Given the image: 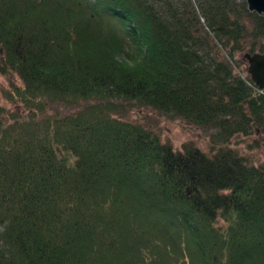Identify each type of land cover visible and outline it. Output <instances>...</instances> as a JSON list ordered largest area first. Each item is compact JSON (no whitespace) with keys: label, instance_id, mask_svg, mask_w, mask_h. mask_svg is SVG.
Listing matches in <instances>:
<instances>
[{"label":"trees","instance_id":"trees-1","mask_svg":"<svg viewBox=\"0 0 264 264\" xmlns=\"http://www.w3.org/2000/svg\"><path fill=\"white\" fill-rule=\"evenodd\" d=\"M263 49L245 0H0L25 111L0 107V264H264V162L232 146L264 144V93L231 63ZM124 103L212 146L176 149Z\"/></svg>","mask_w":264,"mask_h":264},{"label":"rangeland","instance_id":"rangeland-1","mask_svg":"<svg viewBox=\"0 0 264 264\" xmlns=\"http://www.w3.org/2000/svg\"><path fill=\"white\" fill-rule=\"evenodd\" d=\"M201 21L205 22L203 18ZM225 52L226 50H222V53ZM262 52H264V49ZM236 58L239 64L231 61L235 66V71L246 75L249 66L248 60L243 53H237ZM20 85H22V80L15 73L8 72L6 74H0V107L4 108V114L6 116L10 113H25L23 105L11 97L15 87ZM74 109L76 108L60 104L53 106L51 111L64 112L66 110L73 111ZM114 114L126 120L141 123L152 128L163 141L170 142L176 149H182L183 145L187 142H192L206 151L212 146L210 133L213 130L210 128H202L199 125L189 123L179 116L156 110L152 107L132 106L124 103L123 107ZM257 136L258 134L254 133L249 136H243L239 140L233 138L232 146L238 148L240 152L251 155L260 162H264V144L262 142H256Z\"/></svg>","mask_w":264,"mask_h":264},{"label":"water","instance_id":"water-1","mask_svg":"<svg viewBox=\"0 0 264 264\" xmlns=\"http://www.w3.org/2000/svg\"><path fill=\"white\" fill-rule=\"evenodd\" d=\"M250 11H255L264 17V0H245ZM249 62L248 73L252 81L264 91V52L246 54Z\"/></svg>","mask_w":264,"mask_h":264}]
</instances>
